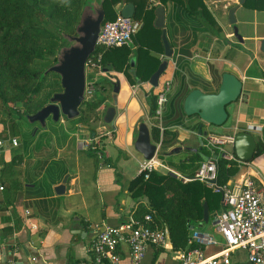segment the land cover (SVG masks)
Returning a JSON list of instances; mask_svg holds the SVG:
<instances>
[{
    "label": "crops",
    "instance_id": "1",
    "mask_svg": "<svg viewBox=\"0 0 264 264\" xmlns=\"http://www.w3.org/2000/svg\"><path fill=\"white\" fill-rule=\"evenodd\" d=\"M140 1L123 0L116 5L115 10L118 13L126 3H132L136 10L141 4ZM202 1L222 30L221 35L200 18L186 13L176 5L169 4L166 7L157 0H147L149 8L163 6L166 9V29L176 54L169 65L171 72L163 79L162 84L172 80L173 87L177 89L176 93L194 87L205 93H213L218 84L221 85L222 76L226 72L235 74L244 84L240 99L227 107L230 126L224 128V133L215 135L204 133L202 129L203 134L199 136L195 126L203 124L204 127L205 124L198 116L189 117L193 121L191 127L187 130L180 129L191 135L186 138L191 143L184 146L185 137H181L176 129L180 127H167L177 132L176 146L181 144L183 148L193 149H199L209 135L223 137L242 131L250 132V126L260 127L262 132L264 129V11L239 6L235 17L243 38L241 43L235 37L234 27L229 23L228 17L229 10L238 5L240 0ZM155 21L156 15L154 24ZM249 25L254 26L252 31L247 28ZM184 49L186 52H183ZM160 58L162 61L163 54ZM179 58L183 61L177 65ZM255 65L258 70L254 71ZM124 78V84L121 83L117 95L116 107L130 112L131 115L126 124L125 114L117 111L114 120V123L118 121L116 134L114 138H108L109 145H118L119 152L125 151L129 144H135L136 126L143 116L142 111L147 110V118L149 116V82L134 86L125 76ZM105 108L101 107V113L106 111ZM59 122L64 126L65 134L52 135L41 149L19 151H14L22 146L18 135L7 125H0V138L16 137L19 143L17 147L7 144L8 147L0 158V182L5 187L0 192V264L10 261L17 264H97L91 250L96 234L106 226H119L132 217L139 203L147 204L145 199L135 200L130 195L131 182L139 176V170L129 184L123 183L126 172L119 171L115 165L121 154L118 153L113 158L112 153L104 147L105 157L99 166L92 164L89 156L81 154L80 151L83 150L79 143L94 139L96 131L104 127L98 126L92 133L87 125V128L77 122L76 125H69L62 117ZM152 123L151 121L150 129ZM262 132L250 133L257 139L262 136ZM73 140L77 149L71 147ZM103 144L106 146V142ZM15 160L17 165L8 166ZM141 163L139 161V165ZM243 177L253 179L258 188L264 191V155L243 164L240 173L231 181ZM64 183L65 194L58 196L55 188ZM219 213L214 217L217 218ZM214 217L209 223L193 227L192 236L194 232H199L223 242L212 222ZM203 247L207 255H215L222 249L220 245ZM118 254L121 264H133L127 243L119 246ZM140 264L180 262L173 251L151 246ZM231 264L251 263L247 254L239 251L232 255Z\"/></svg>",
    "mask_w": 264,
    "mask_h": 264
},
{
    "label": "trees",
    "instance_id": "2",
    "mask_svg": "<svg viewBox=\"0 0 264 264\" xmlns=\"http://www.w3.org/2000/svg\"><path fill=\"white\" fill-rule=\"evenodd\" d=\"M122 1L105 0V22L116 20L118 14L115 7ZM157 1L166 7L173 4L182 8L186 13L200 18L203 23L221 35L222 30L202 0ZM86 2L87 0H0V118L3 117L0 124L7 125L14 131L12 111L17 110L25 117L34 115L48 104L47 101L44 102L45 100L50 101V98L58 92L53 88L60 87L59 92L63 91L57 74L50 73L45 77L43 74L56 63L55 57L65 43L63 35L75 34ZM140 3L136 7L133 18L143 21L145 26L133 38V43L111 49L97 47L96 52L89 59L101 67L102 72H105L102 74L111 78L99 82L89 78L88 82L94 93L80 107L81 116L75 120L78 124L87 125L90 116L106 104L108 97L103 94V91L107 85L113 86L114 77L111 72L123 73L129 83L136 86L138 81L149 82L158 70L164 48L161 39L162 30L157 29L154 24L157 7L149 8L147 0H141ZM243 6L254 11H264V0H245ZM151 52L155 54L151 55ZM183 52H186V49ZM132 60H135L134 66L131 64ZM182 61V58H179L177 65ZM51 76L57 80L49 81ZM219 88L220 84L212 92L216 93ZM196 89L194 87L175 94L174 103L177 112L183 111L185 98ZM159 93L155 88L147 92L149 117L153 122L151 136L155 143L161 141L160 127L155 120L159 108ZM19 105L22 106L23 111L18 109ZM200 125L195 126V130L199 131ZM162 127L164 132L158 158L169 168L173 170L176 168L177 173L182 176L193 178L201 165L214 159L215 156L218 158L217 185L225 186L240 173L243 164L225 160L219 155L218 150L206 147L205 141L196 151L185 148L178 153L184 154L179 163L172 161L173 155L169 152L178 144V135L177 132L165 128V123ZM90 128L94 133L95 129ZM257 143L254 159L264 155V129L262 136L257 138ZM98 152L102 153L100 149L88 151L89 157L95 160L96 166L101 163ZM104 163L106 164L107 160H104ZM14 165H17L16 160L8 164V166ZM107 165L110 166L109 163ZM130 193L133 199H145L147 202V204L139 203L133 216L141 220L148 214L152 215L153 228L166 225L170 231L171 243L176 250L184 251L192 248L204 250L203 246L193 242L192 228L206 223L205 206H207L210 220L214 217L213 213L222 210L221 193L208 188L199 180L184 182L171 173L155 171L148 180L138 176L131 182Z\"/></svg>",
    "mask_w": 264,
    "mask_h": 264
},
{
    "label": "built area",
    "instance_id": "3",
    "mask_svg": "<svg viewBox=\"0 0 264 264\" xmlns=\"http://www.w3.org/2000/svg\"><path fill=\"white\" fill-rule=\"evenodd\" d=\"M114 21L104 22L102 32L97 41V47L104 49L119 48L128 46L133 43V38L139 34L145 24L141 20L134 18H125L120 11L117 13ZM101 56L98 60H100ZM176 66V64H174ZM87 67L102 72L100 66L96 62L89 60ZM264 85V80H263ZM87 83L86 98L93 95V89H89ZM172 89V80H168L163 84V91L158 97L157 120H161L164 105L168 102L167 93ZM90 96V97H91ZM103 109V108H102ZM161 131V141L155 143L160 151L162 146L163 132L162 123L158 125ZM249 131L253 133H261L262 128L250 126ZM249 132V133H250ZM116 128L113 130L101 129L94 139L89 141H81L80 149L83 151H96L100 161L105 157L101 144L103 138H113ZM235 135H226L223 137L209 135L206 136L205 146L209 149H216L219 155L227 161H239L234 153ZM12 146L19 145L18 138L11 137L8 139L0 138V158L7 144ZM230 147L232 152L227 151L226 147ZM218 159V158H217ZM217 159L203 163L193 178L182 176L173 169L166 166L160 159L158 154L151 160L144 159L140 164L139 176H143L145 180L155 171H164L176 175L184 182L199 180L208 188L222 194V210L217 214L216 231L223 238V242L217 241L209 234H201L194 232L192 240L199 246H216L222 247L221 251L215 255H207L200 248H192L189 250H176L170 239V231L167 226L152 227L154 220L152 215H146L143 219L138 220L135 217H129L125 222L116 227L106 226L100 230L92 243L91 250L95 257V263L104 264H121L118 248L122 243H127L131 250L133 264H140L146 256L149 247H157L173 251L180 264H231L232 255L236 252H245L251 264H264V191L260 190L257 183L251 178H241L237 181H230L225 186L217 185ZM164 173V174H165ZM4 191V186L0 182V192ZM7 264H17L10 261Z\"/></svg>",
    "mask_w": 264,
    "mask_h": 264
},
{
    "label": "water",
    "instance_id": "4",
    "mask_svg": "<svg viewBox=\"0 0 264 264\" xmlns=\"http://www.w3.org/2000/svg\"><path fill=\"white\" fill-rule=\"evenodd\" d=\"M104 2L105 0H87L80 21L76 26L75 34L63 35L68 45L61 47L56 57V63L43 74V77L50 73L57 74L63 91L55 93L50 98L49 103L37 113L27 115L26 118L29 123L38 122L45 127L47 119L50 117H52L53 121L59 122L62 116L68 120H75L81 116L80 107L87 100V63L97 50V41L102 32V25L106 20ZM244 3L245 0H240L239 4L233 6L228 13L229 23L234 27L235 37L241 43H243V38L239 35L235 12ZM120 13L125 18H133L135 6L132 3H126L121 8ZM155 27L162 30L161 39L164 48V58L158 70L149 80L150 86L156 89L159 87L160 79L169 69L170 62L174 57V49L166 29V9L163 6H159L156 10ZM262 47H264V43ZM131 64L134 66L135 60H132ZM138 83L141 84V81H138ZM113 86L116 98L120 92V81L116 80V82H113ZM243 87L244 84L240 78L235 74L226 72L222 76L220 88L216 93H205L199 89L190 92L183 103L184 114L187 117L198 116L204 124L221 127L227 122L229 117L227 107L240 99ZM116 116L117 109L115 107L108 108L105 122L112 124ZM83 127L87 128L85 125ZM202 129L203 124L199 126V136L203 134ZM257 146V139L253 134L246 131L235 134L234 153L242 163L253 161ZM184 149L181 146L175 147L169 154H178ZM135 150L146 160L153 159L159 153L158 147L152 139L151 129L146 123H142L139 126ZM187 150L196 151L193 148H187ZM214 159H217V156ZM65 191V183L55 188L58 196L64 195ZM205 222H210L207 206H205ZM212 222L214 224L217 223L216 216Z\"/></svg>",
    "mask_w": 264,
    "mask_h": 264
},
{
    "label": "rangeland",
    "instance_id": "5",
    "mask_svg": "<svg viewBox=\"0 0 264 264\" xmlns=\"http://www.w3.org/2000/svg\"><path fill=\"white\" fill-rule=\"evenodd\" d=\"M248 14H249V12H248ZM247 28L252 31L254 26L253 25H249ZM238 29H239V27H238ZM239 35L242 36L241 33H240V29H239ZM65 45H68V42L66 40H65V43H64L63 46H65ZM262 51H263V56H264V47L262 48ZM152 53L155 54L154 52H151V55H152ZM56 57H57V55H56ZM253 70L254 71L258 70L256 65L253 68ZM170 72H171V68H169L167 70V72L161 77V79H160V83L161 84L159 85L158 88H156L157 91H159V92L163 91V84H162L163 83V79ZM99 73H100V71H98L97 69L92 70L90 68H87V83H89L88 81H89L90 77L94 78V80L96 82L102 81L104 79H110L111 78L110 76L104 75L105 74L104 71H103L104 74H102V73L99 74ZM111 75L114 77L112 79L113 82H116V80L118 79L120 81V85H121V83L124 84V81H125L124 76L125 75L123 73L116 72L115 74H111ZM53 80H57V79L54 76H51L49 78V81H53ZM137 85L140 86L139 83ZM148 86H149L148 87L149 90H151V88H153V87L150 86V84ZM88 87H89V89H92L90 85ZM113 87L114 86H112V85H107V87L105 88V91H103V94L108 97V100H107L106 104H104L101 107L102 108L106 107L105 108L106 111L101 113V108H99L100 110L98 109V111L95 112V114H92L90 116V120H89L87 126L93 127L94 129L97 128L98 126H101V127H104L105 131L113 130V128L117 127L116 123L118 125V121L116 123L113 122L112 124H107L105 122L106 113H107L108 108H110V107H115L117 109L118 113L125 114V119H126L125 123L126 124L128 123L127 119H129L131 114H130V112L122 111L120 108L116 107V105L118 104V97L115 98ZM53 89L57 90L58 92L60 91V87H55ZM176 90L177 89H176L175 86L173 87V82H172V89H171L170 92L167 93L168 102L164 105L163 109L161 110V112H162L161 120L160 121H159V119L157 120L156 119L157 117L155 118V120L158 122V124L162 123V125H163V123H165V128H167L168 126H173V125L179 126L180 128H176V129L179 132V135L181 137H185V139L183 141V145L187 146L189 143H191V141L190 140H186V138L187 137H191V135L188 134V133L182 132L180 129L183 128V129L187 130L188 128L191 127L193 121H192L191 118L187 117L183 113V111H180V113L177 112V109H176L175 103H174V96L176 94ZM90 96L91 95H88L86 99H89ZM45 99H46L45 96H43V100H45ZM46 101L49 103L48 100H45L44 102H46ZM119 104H120V100H119ZM18 109L23 111V108H22L21 105H19ZM142 112H143V116L140 118V120H139L140 122H139L138 126H136L135 138H136V136L138 137V131H139L140 124L147 123L149 127L151 126L150 117L148 116V118H147L148 111L147 110H145V111L143 110ZM11 117H12L13 124L15 125V127H14L15 128L14 129L15 135H18V137L20 138V140L22 142V146L19 149H14V151H19L21 149H25V150L41 149L44 146V142H47L49 140V138L52 137V135L60 134V133L61 134H65V131H66L64 129V126L60 125L61 124L60 122L53 121L52 117L47 119L45 127L42 126L38 122L37 123H33V124L29 123L27 118L25 116H23V115H20L17 112V110L12 111ZM2 119H3V117L0 118V120H2ZM62 119L66 120L68 122L67 124H69V125L70 124L76 125L75 124L76 123L75 120H77V119L68 120L64 116H62ZM59 125L61 127H59ZM69 125H66V126H69ZM229 126H230V120H228L221 127L212 126V125H206L205 124L204 127H203V132L204 133L208 132L210 134L219 135V134L224 133V131H223L224 128L229 127ZM121 127H122V125L118 127V131H119V129H121ZM70 128H72V127H70ZM75 129H77V128H74V130ZM95 131H96V129H95ZM98 134H99V131H96L95 136H97ZM113 138H114V136H113ZM105 142H106V146H104V144H103ZM8 144H10V143H8ZM71 147L77 149V146H75V141L74 140L72 141ZM104 147H106L105 148L106 151H110L112 153L113 158H115L118 153L121 154L119 161L115 162V163H117L115 165H117L119 171L126 172V178H124L123 183L126 184V185H127V183L129 184V182L131 180H133L137 176V172H138V170H140L139 161L143 162L144 157L135 150V144H129L127 146V149H125V151L119 152L118 145H115L113 143L109 145L108 138H106V139L103 138L101 149L104 150L103 149ZM181 147H183V146H181ZM226 149H227V151L232 152V149L230 147L227 146ZM80 152H81V154L83 153L85 156H89L87 151H80ZM183 157H184V154H177V155H173L171 157V160L176 162V163H179V161ZM93 163L95 164V160L94 159H92V164ZM175 169L176 168H174V171L177 170V169L176 170ZM161 170H163V169H161ZM161 173H165V172H161ZM122 175H123V173H122ZM216 213H219V212H215L212 215H215Z\"/></svg>",
    "mask_w": 264,
    "mask_h": 264
}]
</instances>
